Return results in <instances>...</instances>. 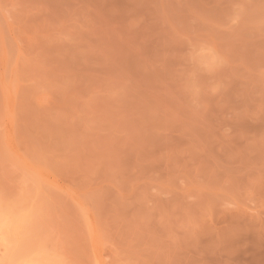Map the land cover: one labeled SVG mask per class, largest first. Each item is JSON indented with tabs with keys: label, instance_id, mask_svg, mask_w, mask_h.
I'll return each mask as SVG.
<instances>
[{
	"label": "rangeland",
	"instance_id": "374dc122",
	"mask_svg": "<svg viewBox=\"0 0 264 264\" xmlns=\"http://www.w3.org/2000/svg\"><path fill=\"white\" fill-rule=\"evenodd\" d=\"M0 264H264V0H0Z\"/></svg>",
	"mask_w": 264,
	"mask_h": 264
}]
</instances>
